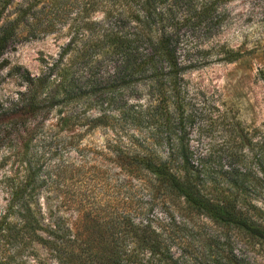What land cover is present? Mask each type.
Returning <instances> with one entry per match:
<instances>
[{
  "label": "rangeland",
  "instance_id": "obj_1",
  "mask_svg": "<svg viewBox=\"0 0 264 264\" xmlns=\"http://www.w3.org/2000/svg\"><path fill=\"white\" fill-rule=\"evenodd\" d=\"M217 10L216 24H198L194 18L177 32L182 80L180 93L174 97L176 108L170 106L168 112L186 118L185 139L192 160L200 159L212 179L220 181L222 172L229 168L245 165L254 171L260 167L264 82L258 71L264 66V0H223ZM92 18L101 22L102 16ZM70 37L66 24L57 25L51 34L19 39L5 51L0 60V111L24 90L20 74L46 72L45 62H51ZM85 39L77 36L72 51ZM219 47L243 56L227 63L221 60ZM100 61L97 71L103 72L109 62L104 58ZM157 98L148 95L141 83L115 95H88L94 101L90 106L80 102L64 107L85 116L110 115L111 130L75 127L52 136L46 126L53 125L59 108L51 110L43 122L37 119L15 130L0 127L2 261L63 264L59 253L27 238L20 228L21 215L28 210L39 227L37 235L62 245L72 255L70 264H143L147 254L135 248L130 229L118 223L122 213L133 224L145 218L150 221L167 250L166 264H264L263 241L214 223L184 207L180 200L149 194L139 181L108 162L101 149L107 137L117 134L125 141L130 135L144 133L143 124L128 121L130 105L149 102L154 106ZM22 129L34 130L33 138L27 141V131L21 134ZM237 129L247 142L235 136ZM76 135H81L79 144L63 145L62 137H73L75 142ZM159 153L164 155L165 150ZM236 156L243 157L245 163H236ZM249 198L255 206H263L259 193L253 192ZM109 217L115 222L107 223ZM71 240L74 243L66 242ZM152 264H162L160 256H153Z\"/></svg>",
  "mask_w": 264,
  "mask_h": 264
},
{
  "label": "trees",
  "instance_id": "obj_2",
  "mask_svg": "<svg viewBox=\"0 0 264 264\" xmlns=\"http://www.w3.org/2000/svg\"><path fill=\"white\" fill-rule=\"evenodd\" d=\"M222 1L0 0V60L19 39L49 35L57 25L66 24L67 33L71 34L61 52L51 62H45L46 72L34 76L20 74L24 90L0 111V127L15 130L37 119L43 122L51 110L59 108L53 125L46 126L52 136L75 127H84L85 131L97 127L111 130L110 115L85 116L64 107L80 102L90 106L94 101L88 95H115L144 83L148 95H158L157 104L130 105L132 116L128 119L143 124L144 133L138 137L130 135L125 141L117 134L107 137L101 149L108 162L125 176L139 181L149 194L180 200L184 207L210 221L234 227L264 242V147L258 169L252 171L242 164L243 157L236 156L235 162L243 166L229 168L222 172L220 181L213 180L200 159L192 160L185 139L186 118L168 112L170 106L176 108L174 97L180 93L182 80L183 68L176 55L177 32L194 18L198 24H216L217 8ZM95 14H101V22L92 18ZM77 36L86 39L72 51ZM219 52L221 60L227 63L243 56L229 48L219 47ZM102 58L109 64L98 72ZM258 75L264 82V66ZM24 131L27 130L22 129L21 134ZM33 133L34 130L24 134L29 136L27 141ZM234 133L240 141L247 142L242 130ZM80 138L76 135L72 142L73 137L65 136L61 140L65 146H74ZM161 149L165 150L164 155L159 153ZM253 192L262 197V207L251 203L249 195ZM114 219L109 217L107 223L115 222ZM119 219L118 223L130 229L135 248L147 254L143 264H152L153 256H160L162 264H166L167 250L148 219L133 224L126 213L120 214ZM20 228L27 238L59 253L63 264H70L72 255L62 245L37 235L39 227L28 210L21 215ZM107 251L113 253L112 249ZM0 264L6 263L0 259Z\"/></svg>",
  "mask_w": 264,
  "mask_h": 264
}]
</instances>
